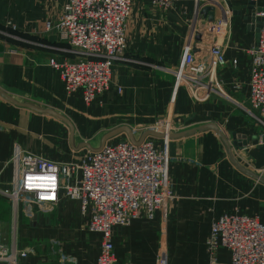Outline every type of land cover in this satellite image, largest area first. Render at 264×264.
<instances>
[{
	"label": "crops",
	"instance_id": "crops-1",
	"mask_svg": "<svg viewBox=\"0 0 264 264\" xmlns=\"http://www.w3.org/2000/svg\"><path fill=\"white\" fill-rule=\"evenodd\" d=\"M67 1L0 0L1 89L17 100L51 107L66 115L75 126L76 145L97 136L101 143L105 133L123 124L140 128L160 118H171L184 121L189 129L215 121L225 133L227 130L248 135L249 144L241 151L250 152L255 167L244 159L241 162L262 173L259 169H264V142L253 144L252 140L264 134V127L240 114V110L247 111L245 104L249 102L248 51L260 33L256 23L253 27L251 19L245 18L249 0H212L216 19L226 9L232 13L229 36L217 37L222 41L228 64L216 69L218 91L206 97L203 91L194 92L184 86L175 93L173 71L186 43H205L196 39V33L205 29L201 25L209 21L201 14L207 6L200 10L196 0H176L172 7L162 9L150 0H135L126 31L129 47L115 62L112 87L90 105L83 103L80 95H67L59 73L49 65L51 57H80L61 39L56 27L47 26L48 21H58ZM256 2L264 6V0ZM236 57L239 63L234 66L232 60ZM221 143L212 130L170 139L168 143L170 187L174 195L171 204L179 205L182 212L190 215L188 223L206 226V236L212 220L225 212L259 214L264 221V184L239 171ZM20 149L63 162H79L89 150L76 151L71 147L70 128L60 119L15 105L0 95V188L13 186L18 168L12 157ZM72 200L69 203L65 197L52 206L62 204L63 208L64 204H72L80 208L79 201ZM39 207L42 206L22 208L20 218L25 223L18 226L19 245L30 252L35 250L25 246L21 239L29 238V244H39V237H50L39 236V228L49 226L42 224ZM6 222L12 226V203L0 194V223ZM99 250L100 243L94 264ZM41 253L38 249L34 255L21 257L18 264H53L50 253Z\"/></svg>",
	"mask_w": 264,
	"mask_h": 264
},
{
	"label": "built area",
	"instance_id": "built-area-1",
	"mask_svg": "<svg viewBox=\"0 0 264 264\" xmlns=\"http://www.w3.org/2000/svg\"><path fill=\"white\" fill-rule=\"evenodd\" d=\"M134 1L68 0L58 21H48V28L56 27L61 39L80 55L75 59H49L67 95H80L83 103L90 105L111 89L115 62L129 47L126 31ZM175 1L150 0L152 5L162 9L172 7ZM196 2L200 10L215 5L212 0ZM223 13L207 21V29L198 30L213 37L212 42L198 45L202 48L200 53L193 51L191 42L183 47L180 62L173 71L175 93L183 86L194 92L203 91L204 97L218 91L214 72L226 66L228 59L217 37L227 36V22L232 12L226 9ZM259 15L264 17V12ZM248 53L251 57L248 101L253 112L245 109L264 127V22ZM238 63L237 57L232 60L234 66ZM118 90L121 92L122 88ZM184 124L181 120L160 118L132 129L139 139L145 129L169 134L185 130ZM169 140L147 136L140 144H135L122 133L97 151H85L79 162L57 161L25 149L18 150L12 157L18 168L14 184L0 188V194L11 200L13 209L11 236L7 241L0 239V264H18L20 258L30 252L19 245L21 206L54 205L65 197L79 201L87 228L100 235L96 264H133L119 261L115 229L143 215L153 220L158 213L166 214L174 198L170 187ZM241 148L235 147L234 153L243 161L242 156H238ZM221 248L230 253V261L219 260L218 249ZM206 251L207 264H264L263 219L259 214L239 210L221 214L211 222ZM164 252L161 249V253ZM164 257L160 255L156 264H166Z\"/></svg>",
	"mask_w": 264,
	"mask_h": 264
},
{
	"label": "rangeland",
	"instance_id": "rangeland-1",
	"mask_svg": "<svg viewBox=\"0 0 264 264\" xmlns=\"http://www.w3.org/2000/svg\"><path fill=\"white\" fill-rule=\"evenodd\" d=\"M227 26L229 27V22H227ZM201 27L207 29L206 25L202 24ZM227 36H229V32ZM245 105L246 109L253 112L249 102ZM240 114L255 120L248 111L240 110ZM226 132L232 139L231 133L227 130ZM90 141L92 145L100 144V136L94 137ZM221 147H224V144L221 143ZM249 153L242 151L238 156H242L241 158L246 160L251 167L252 165L255 167ZM259 170L264 174V169ZM66 200L69 203L73 201L69 198ZM65 205L63 208L62 204L39 207L42 224L49 225L39 228V236L49 234L50 237L45 236V240L39 237V244L34 241L29 244V238L21 240L25 246L35 250V252H29L30 255L37 253L38 249L39 253L46 251L50 253V263L53 264H94L100 237L87 228V219L83 217L79 207L76 208L72 204ZM22 208L21 206L19 212L18 226L20 228L25 223L24 220L21 221L22 212H24ZM262 213L264 215V211ZM188 215V213L182 212L179 205L172 203L166 214L159 213L157 219L151 220L143 215L133 220L129 225L118 227L115 232V243L119 259L133 264H156L161 255L165 256L166 264H207L206 232H204L206 226L188 223L190 219V215ZM10 227L8 222L3 223L0 232V239L3 241L9 240ZM161 249L165 251L164 254L161 253ZM218 251L220 261H230L231 255L228 251L222 248Z\"/></svg>",
	"mask_w": 264,
	"mask_h": 264
},
{
	"label": "water",
	"instance_id": "water-1",
	"mask_svg": "<svg viewBox=\"0 0 264 264\" xmlns=\"http://www.w3.org/2000/svg\"><path fill=\"white\" fill-rule=\"evenodd\" d=\"M239 8L242 9V7H239ZM245 10H246V17L245 18L251 19L250 24L253 27H254V24L256 23L258 30H259L260 27H262L263 22H264V17L259 15V13L264 12V6L263 7L258 6L256 0H249L248 5L246 6ZM201 14L208 17L209 21H213L215 19V7L207 6L201 11ZM196 39L198 41L201 40V41L209 42V43L213 41V37L211 34L206 33V32H202V31H199L197 33ZM193 51L196 54H198L202 51V48L199 47L197 44H194ZM0 95L4 99L8 100L9 102H11L15 105H18L21 107H27V108H30L34 111L39 112V113L49 114V115H52V116L60 119L61 121H63L70 128V144H71V147L76 151H78L82 148H88L90 151H97V150L101 149L109 139H112V138H114V137H116L122 133H126L127 136L129 137V139L133 143L140 144L147 136H154V137H158V138L177 139V138H181V137L191 136V135L196 134V133L212 130L217 134L219 139L224 144L225 149H226V153H227L230 161L232 162V164L239 171L244 173L245 175H247L253 179H256V180H258L264 184V175L262 173H258L256 171H254L253 169L244 165L236 157V155L234 153L235 147H243V146H247L249 144L248 135L243 134V133L233 132L231 134V136H232V139H231L225 133V131L218 125V123H216L215 121H209L207 123H203L201 125H198V126H195V127L189 128V129H185V130L178 131V132H172L169 134H166L164 132H159V131H156L153 129H145L141 133V135L139 136V139H136L131 126H129L127 124H123V125H120L119 127H116L114 129L108 131L107 133H105L102 137V140H101L99 147H93L92 144L88 141H82V142L78 143V145H76L75 144V126H74L73 122L66 115L61 113L60 111H57L56 109L51 108V107H40V106H37V105L32 104L30 102L17 100L15 97L8 94L7 92H5L1 88H0ZM262 141L264 142V134L262 135ZM258 142H259L258 137L254 138L252 140L253 144H257ZM36 216L37 215L34 214L33 218H36Z\"/></svg>",
	"mask_w": 264,
	"mask_h": 264
}]
</instances>
